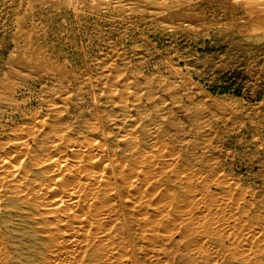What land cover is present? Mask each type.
<instances>
[{"label": "rangeland", "instance_id": "374dc122", "mask_svg": "<svg viewBox=\"0 0 264 264\" xmlns=\"http://www.w3.org/2000/svg\"><path fill=\"white\" fill-rule=\"evenodd\" d=\"M40 116L64 141L93 139L105 149L102 180L116 218L104 223L127 264H221L228 253L264 262V0H0V153H17L27 136L31 143ZM39 138L37 153L55 158L51 139ZM143 147L194 172L201 210L214 199L232 204L221 218L228 236H208L221 221L202 212L201 236L186 223L152 229L134 218L120 169L105 154L129 165ZM12 219L0 218L15 231L3 241L32 255L40 236ZM153 232L166 243L153 242Z\"/></svg>", "mask_w": 264, "mask_h": 264}, {"label": "bare ground", "instance_id": "6f19581e", "mask_svg": "<svg viewBox=\"0 0 264 264\" xmlns=\"http://www.w3.org/2000/svg\"><path fill=\"white\" fill-rule=\"evenodd\" d=\"M43 117L40 116L38 121L34 122L29 129L31 133L27 132L29 135L32 134L31 143L25 141L28 136L22 140L21 138L16 139L21 140L20 143L17 142L19 145L17 153L11 154L7 151L0 153V218L5 221V219L13 220L12 217H14L22 225L29 227L31 232L29 235L40 236L33 241L35 253L28 255L27 252V256H23L22 252L30 248L28 249L24 244L14 245V243L10 250L3 241V236H10L9 232L12 229L9 227L10 230L5 227L2 229L0 226V264H83L94 261L103 264H127V250L114 244L110 237L113 236V227H107L104 223L112 220L111 218H116L114 197L111 191H107L110 183L107 184L102 180L107 165L103 164L106 161H102L104 155L101 152L105 149L98 148L99 146H96L98 142L95 144L93 139H84L85 142L82 143L64 141L63 134L52 130L51 120ZM46 136L49 140L51 139L49 151L53 150L56 151L55 154L58 153L55 158L53 154H51L52 157H41L38 154L40 152L37 153L39 137L45 138ZM140 149L142 150H133L129 158L127 157L126 162L127 164L129 162V165L116 158L110 159L105 154V157H108H106L108 165L110 160L120 169L118 172L123 177H119L122 179L119 183H123L122 187L127 188V192L130 193L128 196L131 212L138 216H134L135 219L141 216L142 222L152 229H165L171 227L174 222H177L178 227L183 224L185 226L186 223L190 227L191 236L202 235L201 212L205 215H217L220 221L221 218L225 220V216L231 212L232 204L217 202L214 199V202H209L210 204L202 207L201 210V189L193 184L190 175L194 172L188 173L186 165V167H179L177 158L156 155L160 151L156 153L152 149L151 151L144 150V147ZM161 152L163 154V150ZM113 154L116 155V152ZM206 190V188L202 189V191ZM204 197L206 201L213 200L210 193L204 194ZM184 207L187 209L186 212H184L186 209H182ZM242 211L241 213L244 214L245 210ZM226 221H221L213 228L211 226L213 222L209 225L211 227H206L207 224L205 227L208 230L204 228L207 235L216 241H220L221 236H228L227 231L221 227V225L227 226ZM136 223L140 225L139 221ZM58 224H63L64 227L61 225V228ZM165 235H155L157 237L152 238L153 242L164 243L167 240ZM232 235L236 234L232 232ZM41 236H47V242L46 237ZM196 245L201 244L196 243ZM228 255L227 261L221 264H231L230 260L236 257L241 258L243 264L247 261L246 258L234 254L228 253ZM258 264H264V262Z\"/></svg>", "mask_w": 264, "mask_h": 264}]
</instances>
